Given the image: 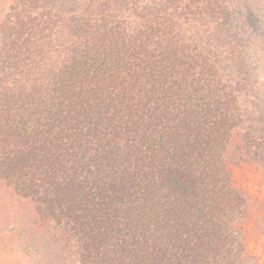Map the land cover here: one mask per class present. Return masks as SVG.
Instances as JSON below:
<instances>
[{
	"label": "trees",
	"instance_id": "1",
	"mask_svg": "<svg viewBox=\"0 0 264 264\" xmlns=\"http://www.w3.org/2000/svg\"><path fill=\"white\" fill-rule=\"evenodd\" d=\"M263 83L264 0H10L0 179L76 264H246Z\"/></svg>",
	"mask_w": 264,
	"mask_h": 264
},
{
	"label": "rangeland",
	"instance_id": "2",
	"mask_svg": "<svg viewBox=\"0 0 264 264\" xmlns=\"http://www.w3.org/2000/svg\"><path fill=\"white\" fill-rule=\"evenodd\" d=\"M9 6L10 0H0V46L2 22ZM248 107L251 109V105ZM247 126L259 138L264 137V122L259 118L250 119ZM246 132H236L238 143H246ZM246 157V160L241 159L235 148L230 163L236 188L250 197L253 206L244 221L248 246L246 264H264V163L249 155ZM0 264H76L74 254L66 249L61 228L41 219L35 202L19 196L1 179Z\"/></svg>",
	"mask_w": 264,
	"mask_h": 264
}]
</instances>
